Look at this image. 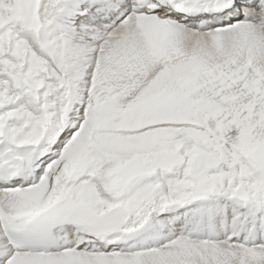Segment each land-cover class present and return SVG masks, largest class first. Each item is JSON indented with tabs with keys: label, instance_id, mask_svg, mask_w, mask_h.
<instances>
[{
	"label": "snow or ice",
	"instance_id": "6c2138e0",
	"mask_svg": "<svg viewBox=\"0 0 264 264\" xmlns=\"http://www.w3.org/2000/svg\"><path fill=\"white\" fill-rule=\"evenodd\" d=\"M0 264H264V0H0Z\"/></svg>",
	"mask_w": 264,
	"mask_h": 264
}]
</instances>
